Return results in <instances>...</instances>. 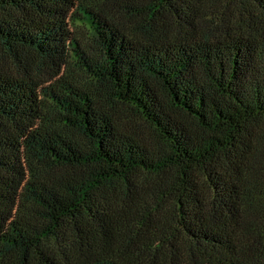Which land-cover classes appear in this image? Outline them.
<instances>
[{
	"label": "trees",
	"instance_id": "1",
	"mask_svg": "<svg viewBox=\"0 0 264 264\" xmlns=\"http://www.w3.org/2000/svg\"><path fill=\"white\" fill-rule=\"evenodd\" d=\"M0 264H264V0H0Z\"/></svg>",
	"mask_w": 264,
	"mask_h": 264
}]
</instances>
